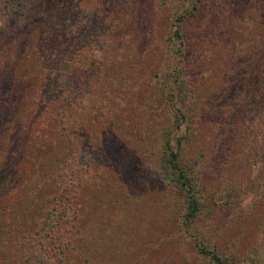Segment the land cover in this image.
Listing matches in <instances>:
<instances>
[{
	"label": "trees",
	"instance_id": "1",
	"mask_svg": "<svg viewBox=\"0 0 264 264\" xmlns=\"http://www.w3.org/2000/svg\"><path fill=\"white\" fill-rule=\"evenodd\" d=\"M253 1L0 0V264H148L114 241L151 205L165 250L239 264L209 231L264 186Z\"/></svg>",
	"mask_w": 264,
	"mask_h": 264
},
{
	"label": "rangeland",
	"instance_id": "2",
	"mask_svg": "<svg viewBox=\"0 0 264 264\" xmlns=\"http://www.w3.org/2000/svg\"><path fill=\"white\" fill-rule=\"evenodd\" d=\"M253 3L254 1L251 0V6H253ZM262 13L264 19V12ZM258 16L260 17V14ZM244 136L241 135L237 140L240 141ZM236 145L234 149H236ZM261 164L257 162L254 169L257 170L256 174L259 175L261 183H264V169ZM248 194L253 196L252 202L250 205L242 207V201ZM156 209L157 207L151 205V210L144 213V215L139 216L137 214L136 219L133 221L134 226L128 229L127 227L125 229L118 228L115 233L125 235L114 241V243L119 245H123L121 241L129 243L131 238L126 234L130 233L138 244L137 249H134V253L139 254L140 257L145 255L148 264H173L174 261L177 264H198L186 242L174 241L170 245L172 250L170 248L165 250L164 244L167 243L164 241L168 236L160 230L163 217L157 214ZM218 210L220 214L215 215L211 221V231H209L211 238L215 239L221 247L231 251V254L237 253L242 259L239 264H252L250 258L264 264V186L262 188L258 186L243 189L240 196L231 202L228 209L220 207ZM178 246H184L183 249L186 250L179 253V249H176ZM132 253L129 251L127 257L132 258ZM120 256L119 251L110 252L108 255L110 258L116 259H119ZM178 257H183V259L177 262ZM117 261L119 262V260ZM202 264H206L205 261H202Z\"/></svg>",
	"mask_w": 264,
	"mask_h": 264
},
{
	"label": "clouds",
	"instance_id": "3",
	"mask_svg": "<svg viewBox=\"0 0 264 264\" xmlns=\"http://www.w3.org/2000/svg\"><path fill=\"white\" fill-rule=\"evenodd\" d=\"M253 199V196L251 194H248L242 201V207L248 206L251 204Z\"/></svg>",
	"mask_w": 264,
	"mask_h": 264
}]
</instances>
